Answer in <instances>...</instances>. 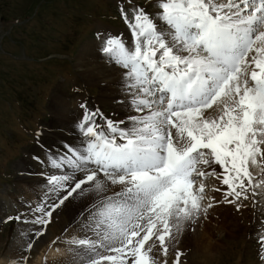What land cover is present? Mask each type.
Listing matches in <instances>:
<instances>
[{
	"label": "snow or ice",
	"instance_id": "snow-or-ice-1",
	"mask_svg": "<svg viewBox=\"0 0 264 264\" xmlns=\"http://www.w3.org/2000/svg\"><path fill=\"white\" fill-rule=\"evenodd\" d=\"M117 14L127 40L96 34L116 108L79 102L70 135L33 157L43 196L25 205L35 229L23 250L78 202L68 243L82 264H169L175 235L221 200L264 207V0H118Z\"/></svg>",
	"mask_w": 264,
	"mask_h": 264
},
{
	"label": "rangeland",
	"instance_id": "rangeland-1",
	"mask_svg": "<svg viewBox=\"0 0 264 264\" xmlns=\"http://www.w3.org/2000/svg\"><path fill=\"white\" fill-rule=\"evenodd\" d=\"M117 3L118 0H0V192L14 191L12 187L22 177L15 165L39 146L36 138L38 130L41 132L39 141H42V131L50 118L49 101L54 91L61 87L62 91L68 93L77 90L90 97L97 94V88L92 85L81 88L80 77L76 74L77 55L86 43L96 40L97 31L107 29L115 34L126 31L117 14ZM104 109L106 116L111 114L109 108ZM27 195L28 203L35 205L43 193L37 190L35 196ZM71 204L52 215L51 223L46 227L48 233L62 234L63 223L68 224L66 216H70ZM262 208L264 210L261 204H249L245 210H241H244L243 214L236 212L231 205L218 204L215 210L212 208L207 212L206 218L201 215L198 222L185 223L182 233H177L173 241L179 245L183 241V247L179 248L182 253L180 264H194L197 259L202 260L198 253H194L201 241H204L199 245L202 247L207 242L219 245L216 247L217 253L212 256L213 261L205 264H264L260 259L264 250L258 245V236L264 232L261 227L264 221ZM18 212L26 213L19 209L14 213H5L4 217L15 216ZM25 219L28 220L27 215L19 221L0 223V261L10 249L16 225L25 223ZM209 222H213V228ZM233 225L239 227L233 228ZM192 228L196 231L202 229L206 232L205 236H191ZM27 231L23 234L26 240ZM254 233L256 236H253ZM185 239L193 241L195 247L187 246ZM173 243L174 248L176 245ZM38 251L34 254L31 249L26 253L35 259ZM199 251H205V248H199ZM173 253L172 250L168 257L170 264Z\"/></svg>",
	"mask_w": 264,
	"mask_h": 264
},
{
	"label": "bare ground",
	"instance_id": "bare-ground-1",
	"mask_svg": "<svg viewBox=\"0 0 264 264\" xmlns=\"http://www.w3.org/2000/svg\"><path fill=\"white\" fill-rule=\"evenodd\" d=\"M103 33H112V32H109V30L107 31V29H105L103 30ZM112 34H115V33H112ZM122 36L125 40L128 39L127 30L122 31ZM98 46L99 45H98L97 40H92V42L90 41V43H86L84 47H82L81 50L78 52L77 63H76V68L78 69L76 74L80 77L81 88L92 85L95 88H97V94L95 95V97H90L87 93H82L77 90H73L71 93H68V92H65L64 90L62 91L61 87L60 89H57L56 91H54L49 101L50 118L48 120V123H45V128L42 131V141H40L39 146L36 149L34 150L32 149L31 152L28 151L29 153L25 157H22L18 163H16L15 168L16 170L21 172L19 173L20 174L19 176H22V177L16 180L15 182L16 185L12 187L14 191L6 192V190H3L2 192H0V219L4 217L5 213H10V212L14 213V212H17L19 209L22 211L24 210L27 213V208L25 207V205L29 204L28 203L29 197L27 194L30 193L35 196V191L37 190L42 191L43 185L41 184L40 182L41 178L38 175L40 168L37 166L33 157H35L37 154H41L42 146L45 149H47L48 146H52L53 150H55L56 144L59 142L61 136L70 135L68 129L71 126V122L78 115L79 109L77 108V104L79 102L86 100L90 107H98L103 113H104L105 107L109 108L112 112H113V109L116 108V105L113 103V97L118 94L117 93V75L118 74L116 73L115 69L110 67L105 62V60L102 58V55L97 51ZM104 115L106 114L104 113ZM31 156H32V159L30 158ZM206 183L209 186H211L213 184H216L217 182L209 179L206 181ZM217 186L219 185L217 184ZM207 195H216L217 198L219 199V194L212 193L211 191H207ZM219 204L229 205V204L224 203L222 200ZM217 205L218 204L214 205V207L212 208H214L215 210ZM70 208H71V211L69 210L70 216L68 215L66 216L68 224L63 223L64 226L62 227L64 229H62V234L55 235V234H50L46 231L42 237L35 239L33 241L32 250L34 251V254L37 250H39L38 251L39 253L38 254L36 253L37 255L35 259H31V257L27 256L28 254L26 253V251L23 250L24 245L27 242H29V237L32 235V231H34L35 226L32 223H18L16 225L15 235L10 244V249L9 251L7 250L8 252L3 257V259L0 261V264H13V261H17V264H20L21 261H19L18 258L21 256H27L29 258L27 261V264H82L81 257L83 253L78 252L77 250L74 249L73 245L68 243V241H70L73 237H78L80 235L79 229L75 226L74 222L79 219L78 213L81 211V205L78 202H73ZM211 209H209L208 211H210ZM26 215L28 217V220H30L31 214L27 213ZM234 215L238 216V214L236 213H234ZM60 218L62 219V216ZM241 218L240 220H242ZM61 222H63V220ZM219 222H220V219H219ZM209 223L211 225V223L213 222H209ZM237 224H239V222ZM225 227L227 226L225 225ZM235 227H239V225H233V228ZM26 229L29 231V233L27 234V240L24 238V235H23ZM192 229L190 231H192ZM214 231H215V228L213 232ZM216 233H218V230ZM205 234L206 232H204L202 229H198V231H196V229H193L191 236H194V235L195 236L196 235L205 236ZM253 236H256V233H254ZM179 237H182V235ZM223 237L226 238L224 234H223ZM219 239L222 240V237H219ZM185 241H186L187 246L189 245V246L195 247L196 245L193 241H190L189 239L188 240L185 239ZM203 242L204 241H201V243ZM173 244L176 245L174 248L172 247L173 249H177V248L179 249L180 247H183L182 246L183 241L181 245H179L177 241H175V243ZM200 244H197L196 245L197 247H195L196 251L195 250L193 251H195L194 253H198L202 257V260L197 259L196 262H194V264H197V263L205 264L208 262H212L214 259V257L212 256H214V254L217 253L216 247L219 245L215 244L214 242L213 243L207 242V244L203 245V247L205 248V251H199V248L204 249L202 245L199 246ZM219 244L221 245V243ZM172 248L169 251L168 257L172 253V250H173ZM179 250L181 251V249Z\"/></svg>",
	"mask_w": 264,
	"mask_h": 264
}]
</instances>
